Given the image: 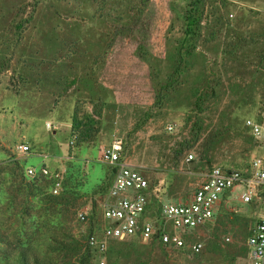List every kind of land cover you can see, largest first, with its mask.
I'll list each match as a JSON object with an SVG mask.
<instances>
[{
	"label": "rangeland",
	"instance_id": "374dc122",
	"mask_svg": "<svg viewBox=\"0 0 264 264\" xmlns=\"http://www.w3.org/2000/svg\"><path fill=\"white\" fill-rule=\"evenodd\" d=\"M263 52L264 0H0V264H17L21 249L56 259L57 239L86 243L112 181L98 147L113 134L150 185L151 216L211 168L244 169ZM43 166L60 174L57 195ZM63 188V204L42 200ZM242 193L192 233L199 254L129 238L111 242V264H238L259 213Z\"/></svg>",
	"mask_w": 264,
	"mask_h": 264
},
{
	"label": "built area",
	"instance_id": "2783aa9c",
	"mask_svg": "<svg viewBox=\"0 0 264 264\" xmlns=\"http://www.w3.org/2000/svg\"><path fill=\"white\" fill-rule=\"evenodd\" d=\"M245 127L250 132L256 154L244 169L211 168L188 199L163 204L155 216L148 212L150 185L124 158L123 140L113 134L109 143L101 144L97 152L98 160L109 166L113 173L106 196L100 202L98 225L86 238L87 247L98 256L96 264H109L111 242L129 238H138L144 243L158 242L190 255L199 254L202 244L190 240L192 233L212 221L221 203L227 202L237 188L243 189L240 202L256 203L259 207L254 227L244 243V256L238 264H264V105L245 120ZM77 138L76 134L71 136L70 148H74ZM16 150L26 154L30 149L21 143ZM190 159L192 155L187 160ZM27 173L34 176L36 171L32 168ZM40 174L43 177L52 176L51 193L57 195L61 189L60 174L50 175L45 166L40 169ZM88 212L89 206L82 207L77 212V220L85 222ZM226 241L229 239L226 238Z\"/></svg>",
	"mask_w": 264,
	"mask_h": 264
},
{
	"label": "trees",
	"instance_id": "16d2710c",
	"mask_svg": "<svg viewBox=\"0 0 264 264\" xmlns=\"http://www.w3.org/2000/svg\"><path fill=\"white\" fill-rule=\"evenodd\" d=\"M187 20L188 22H190V27H194L195 23L198 21L196 18L191 16L187 17ZM64 192H66V190H64L63 188V192L60 196L51 195L49 198L46 197L45 199L42 200L48 204L61 205L65 200L63 195ZM34 196H37V194L35 195V192H34ZM63 240H58V239L53 240V243L48 244V248H49L48 254H50V256L55 255L56 259L51 257H40V256L37 257L35 254L32 257V259H30L28 257L29 253L26 250L21 249L18 253L17 264H30V263L31 264H94L93 260L95 256L93 252L87 247L86 243H84L85 242L84 238L73 239L72 243L68 242L70 244H67V242ZM0 243H3V239H1V234H0ZM111 246L112 243L108 251L109 264H111V259H110Z\"/></svg>",
	"mask_w": 264,
	"mask_h": 264
},
{
	"label": "crops",
	"instance_id": "0c3cea01",
	"mask_svg": "<svg viewBox=\"0 0 264 264\" xmlns=\"http://www.w3.org/2000/svg\"><path fill=\"white\" fill-rule=\"evenodd\" d=\"M108 168H110V167H108ZM111 169V168H110ZM111 180H112V178H111Z\"/></svg>",
	"mask_w": 264,
	"mask_h": 264
}]
</instances>
